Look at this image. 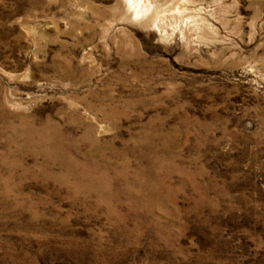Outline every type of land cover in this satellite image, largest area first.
Here are the masks:
<instances>
[{"label":"rangeland","instance_id":"obj_1","mask_svg":"<svg viewBox=\"0 0 264 264\" xmlns=\"http://www.w3.org/2000/svg\"><path fill=\"white\" fill-rule=\"evenodd\" d=\"M0 264H264V0H0Z\"/></svg>","mask_w":264,"mask_h":264},{"label":"bare ground","instance_id":"obj_2","mask_svg":"<svg viewBox=\"0 0 264 264\" xmlns=\"http://www.w3.org/2000/svg\"><path fill=\"white\" fill-rule=\"evenodd\" d=\"M135 19V18H134Z\"/></svg>","mask_w":264,"mask_h":264}]
</instances>
